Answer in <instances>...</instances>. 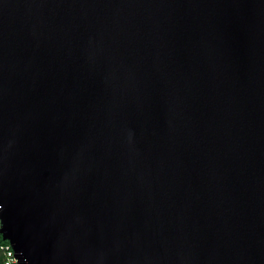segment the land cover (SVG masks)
I'll list each match as a JSON object with an SVG mask.
<instances>
[{
	"label": "water",
	"instance_id": "95a60500",
	"mask_svg": "<svg viewBox=\"0 0 264 264\" xmlns=\"http://www.w3.org/2000/svg\"><path fill=\"white\" fill-rule=\"evenodd\" d=\"M0 217L21 264H264V0H0Z\"/></svg>",
	"mask_w": 264,
	"mask_h": 264
},
{
	"label": "built area",
	"instance_id": "2783aa9c",
	"mask_svg": "<svg viewBox=\"0 0 264 264\" xmlns=\"http://www.w3.org/2000/svg\"><path fill=\"white\" fill-rule=\"evenodd\" d=\"M1 227H2V219L0 217V230ZM1 250L3 251L4 254V260L0 264H21L10 242L6 241V243H3L1 245Z\"/></svg>",
	"mask_w": 264,
	"mask_h": 264
},
{
	"label": "trees",
	"instance_id": "16d2710c",
	"mask_svg": "<svg viewBox=\"0 0 264 264\" xmlns=\"http://www.w3.org/2000/svg\"><path fill=\"white\" fill-rule=\"evenodd\" d=\"M3 243H6V241H4L2 236L0 235V263L3 262L4 260V254H3V251L1 250V245Z\"/></svg>",
	"mask_w": 264,
	"mask_h": 264
}]
</instances>
